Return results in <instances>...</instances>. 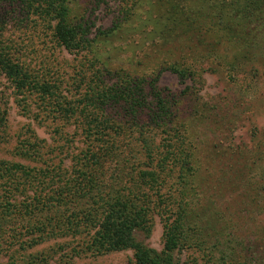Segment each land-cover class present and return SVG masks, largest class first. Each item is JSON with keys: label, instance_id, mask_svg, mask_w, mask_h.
I'll return each mask as SVG.
<instances>
[{"label": "trees", "instance_id": "trees-1", "mask_svg": "<svg viewBox=\"0 0 264 264\" xmlns=\"http://www.w3.org/2000/svg\"><path fill=\"white\" fill-rule=\"evenodd\" d=\"M92 1L0 0L1 74L18 95L35 97L51 119L73 123L83 145L65 157L55 155V144L63 151L75 142L56 127L53 145L32 133L20 142V157L36 166L0 160V255L10 253L9 264H17L15 255L70 237L77 243L75 257L131 251L135 264H179L176 254L186 251L200 255L203 264H264L258 239L264 231L256 234L258 244L247 246L255 233L240 216L244 236L238 241L234 222L209 196L222 195L233 179L251 187L255 167L264 166V144L255 151L230 144L226 153L204 157L200 131L215 135L233 120L220 116L227 105L203 102L197 88L208 73L202 66L216 65L240 86L246 108L235 118L245 116L246 98L264 69V0H133L126 19L106 29L86 23ZM142 16L145 23L131 22ZM37 21L53 24L57 44L86 54L85 71L75 80V91H84L79 98L65 96L30 70L7 42L9 24ZM138 36L159 50L168 47V60L149 74L120 67L117 60V45ZM164 72L193 85L182 92L163 88ZM7 114L0 107V141ZM154 210L167 222L161 251L144 241L152 233ZM55 253L31 255L25 264H54Z\"/></svg>", "mask_w": 264, "mask_h": 264}, {"label": "rangeland", "instance_id": "rangeland-1", "mask_svg": "<svg viewBox=\"0 0 264 264\" xmlns=\"http://www.w3.org/2000/svg\"><path fill=\"white\" fill-rule=\"evenodd\" d=\"M99 1V0H98ZM92 1V9L87 13L86 23L94 24L96 28L106 29L113 24H118L124 19L128 13H131L133 0H100ZM83 4V3H82ZM84 5V4H83ZM143 19L134 21L133 24L145 23ZM51 24V23H50ZM131 24V23H130ZM53 24H51V27ZM49 27L48 21L37 23L24 24L11 23L8 25V30L5 33L7 42L11 45L15 56L21 62L27 64L30 70L43 77L46 81L56 83L60 92L68 97H80L83 90L75 91V80L79 79L78 75L83 73L86 64V54L83 52H69L61 45L57 44L53 37L52 28ZM117 47L121 50L116 53L120 67L136 71L140 74H149L156 70V66L160 62L168 60V47H163L162 50L157 49L154 45L144 41L143 36L133 38L130 42L118 44ZM231 56V53L228 52ZM159 62V63H158ZM208 73L202 74L197 81L199 97L203 102L219 103L227 105L223 109L221 117H226L233 122L232 125L226 126L225 131L217 130L214 134L206 130H201L199 135L202 140V152L204 157L209 156L210 152L217 154L226 153L230 144L233 146L247 145L250 151H255L264 144V69H260L258 77L253 73L251 77H256V90L252 95L246 98V106L248 110L245 116L240 119L235 118L240 115L242 110H245L243 100H240L239 87L231 84L226 77V73L216 65L202 66ZM247 76V75H246ZM159 85L171 91L182 92L186 86L193 85L191 80L181 81L176 75L164 72ZM223 99V100H222ZM224 101V102H223ZM245 108H244V107ZM0 107L7 110V126L3 140L0 141V160L20 163L25 166L34 167L35 162H30L20 157L18 146L24 137L34 134L40 140L46 141L47 145H53V130L60 127L67 134L74 136L75 142L65 147L63 151L58 150L56 144L55 155L66 153L72 154L75 148L82 147L80 142L82 137L76 136L79 132L72 124H65L61 120L54 121L39 108L35 97H27L26 99L17 94L12 83L0 72ZM217 119L222 121L221 117ZM221 124V123H220ZM218 126L221 125H216ZM212 127L211 130H215ZM258 131L257 136L253 137V130ZM69 147V148H68ZM213 148L214 151L212 150ZM46 148L44 149V151ZM63 152V153H62ZM59 158L57 159V161ZM70 165L69 160H65L64 166ZM221 166V165H220ZM241 167V166H240ZM237 168H234L233 173L237 174ZM255 180L247 186L241 185L239 181L233 179L232 184H227L223 189V194H209L210 198L215 201L219 211H226L227 218L234 222V235L239 238L244 233H241V225L237 222V218L243 216L247 220L249 226L255 233L247 238L246 245L250 246L256 243L255 239L260 235L259 232L264 231V166H257L254 169ZM234 173V175H235ZM236 176V175H235ZM237 177V176H236ZM206 198V202L208 201ZM229 204V205H228ZM226 207L230 208L229 212ZM242 210V214L240 212ZM157 210L153 212V229L151 236L145 239L146 245L161 251L164 246V237L166 229V218ZM231 214L236 217L231 218ZM255 224V225H254ZM232 225V224H231ZM248 229V226H246ZM246 232V231H245ZM247 232H249L247 230ZM258 233V235H256ZM263 234V233H262ZM264 246V237H259ZM75 239L70 237L57 240H50L33 249L23 251L15 255L14 262L17 264H25L27 258L31 255L55 250L53 255V263L64 259L68 264H135L133 253L131 251L115 252L103 256L83 255L75 257L72 254V249L76 246ZM62 248V249H60ZM248 257L253 258L255 255L248 252ZM1 262L9 264L12 262L10 253H3ZM197 256V259L194 257ZM179 264H203L201 256L192 252H179L176 254ZM17 260V261H16Z\"/></svg>", "mask_w": 264, "mask_h": 264}]
</instances>
